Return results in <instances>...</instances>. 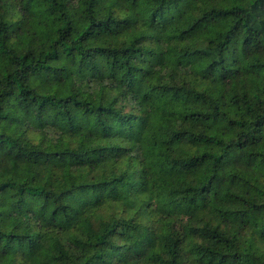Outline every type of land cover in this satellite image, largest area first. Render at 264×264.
I'll return each instance as SVG.
<instances>
[{
  "label": "trees",
  "instance_id": "1",
  "mask_svg": "<svg viewBox=\"0 0 264 264\" xmlns=\"http://www.w3.org/2000/svg\"><path fill=\"white\" fill-rule=\"evenodd\" d=\"M0 264H264V0H0Z\"/></svg>",
  "mask_w": 264,
  "mask_h": 264
}]
</instances>
